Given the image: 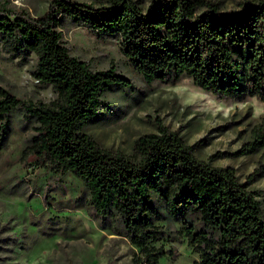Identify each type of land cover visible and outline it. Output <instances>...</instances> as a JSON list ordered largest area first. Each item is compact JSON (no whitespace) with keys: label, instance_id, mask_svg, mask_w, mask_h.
Returning a JSON list of instances; mask_svg holds the SVG:
<instances>
[{"label":"trees","instance_id":"16d2710c","mask_svg":"<svg viewBox=\"0 0 264 264\" xmlns=\"http://www.w3.org/2000/svg\"><path fill=\"white\" fill-rule=\"evenodd\" d=\"M90 27L98 35L116 34L134 69L147 81L177 80L183 74L220 97H256L264 102V0L245 1L222 11L206 0H105L98 5L51 0L46 13L0 0V43L12 55L34 53L33 75L51 84L56 96L45 102L0 85V152L20 110L31 123V157L49 161L58 172L81 178L97 214L113 217L121 234L139 248L133 264H158L171 248L156 245L164 231L157 221L163 203L181 220L194 264H264V213L234 166L196 156L177 131L158 119L157 131L140 135L133 153L112 152L85 126L103 109L111 110L109 90L132 88L116 67L95 69L72 54L59 28L63 19ZM264 147V118L252 138L234 154ZM0 239L15 244V237ZM11 247V248H12Z\"/></svg>","mask_w":264,"mask_h":264},{"label":"rangeland","instance_id":"374dc122","mask_svg":"<svg viewBox=\"0 0 264 264\" xmlns=\"http://www.w3.org/2000/svg\"><path fill=\"white\" fill-rule=\"evenodd\" d=\"M9 6H26L33 14L47 12L51 0H1ZM100 4L105 0H75ZM222 11L241 9L245 1L206 0ZM151 0H140L147 7ZM63 38L72 54L95 69L116 67L133 82L128 89L109 90L111 110L103 109L85 126L97 143L112 151L133 153L136 139L157 131L158 119L194 145L196 156L212 163L232 165L245 181L256 172L249 188L257 192L264 213V147L250 154H233L252 138V129L264 118V102L256 97H220L196 85L191 76L177 80L147 81L125 55L116 34L98 35L90 27L63 19ZM34 53L12 55L0 43V85L34 100L50 102L56 92L51 84L33 75ZM12 131L0 152V239L15 237V244L0 241V264H133L139 252L128 236L121 234L113 217L97 214L81 178L54 170L49 161L33 160L34 129L12 114ZM157 224L164 239L156 245L171 248L158 264H194L198 255L187 243L181 220L172 218L163 203ZM12 247V248H11Z\"/></svg>","mask_w":264,"mask_h":264}]
</instances>
